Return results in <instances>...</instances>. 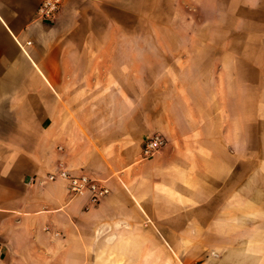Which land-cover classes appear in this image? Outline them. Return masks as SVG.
<instances>
[{
    "label": "crops",
    "instance_id": "1",
    "mask_svg": "<svg viewBox=\"0 0 264 264\" xmlns=\"http://www.w3.org/2000/svg\"><path fill=\"white\" fill-rule=\"evenodd\" d=\"M41 1L0 0V264H264L243 245L247 221L264 223V121L230 118L240 58L200 71L163 55L149 82L118 53L132 42L93 37L117 0H62L51 21ZM248 66L264 76V58ZM155 132L167 143L143 158ZM60 168L109 191L42 181Z\"/></svg>",
    "mask_w": 264,
    "mask_h": 264
},
{
    "label": "rangeland",
    "instance_id": "2",
    "mask_svg": "<svg viewBox=\"0 0 264 264\" xmlns=\"http://www.w3.org/2000/svg\"><path fill=\"white\" fill-rule=\"evenodd\" d=\"M117 2V7L103 4L97 8L95 39L132 42L133 46L117 48L118 53L133 54L135 69L142 66L149 82L157 79L164 63L159 58L163 55L198 56L191 65L200 71L212 70L216 55L221 52L230 60L238 56L240 61L227 64L228 70L239 72L236 83L240 84V98L230 94V118L237 119L239 111L247 123H255L259 115L264 121V76H259L257 68L248 66V61L264 58V0ZM241 89H244V96ZM248 129L247 146L253 148L254 129L251 133ZM252 167L253 161H248L247 172ZM246 235L250 237L243 245L264 248V223L247 221Z\"/></svg>",
    "mask_w": 264,
    "mask_h": 264
},
{
    "label": "built area",
    "instance_id": "3",
    "mask_svg": "<svg viewBox=\"0 0 264 264\" xmlns=\"http://www.w3.org/2000/svg\"><path fill=\"white\" fill-rule=\"evenodd\" d=\"M61 1L42 0L37 9L38 16L43 20H53L60 8ZM166 143L167 140L161 133L155 132L147 136L142 143L141 156L143 158L152 156ZM58 178L66 181L70 194L78 195L87 192L90 194L92 202H98L109 191L105 184L90 175L86 173H71L63 168L48 172L42 178V181L56 180Z\"/></svg>",
    "mask_w": 264,
    "mask_h": 264
}]
</instances>
